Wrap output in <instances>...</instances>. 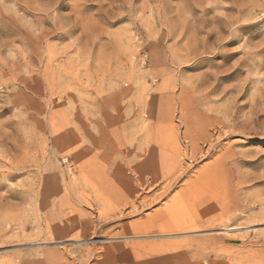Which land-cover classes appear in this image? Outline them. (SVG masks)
Instances as JSON below:
<instances>
[{"label": "rangeland", "instance_id": "rangeland-1", "mask_svg": "<svg viewBox=\"0 0 264 264\" xmlns=\"http://www.w3.org/2000/svg\"><path fill=\"white\" fill-rule=\"evenodd\" d=\"M0 264H264V0H0Z\"/></svg>", "mask_w": 264, "mask_h": 264}]
</instances>
